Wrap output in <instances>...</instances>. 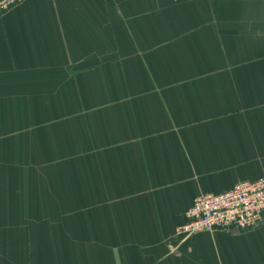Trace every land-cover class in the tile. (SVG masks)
Returning a JSON list of instances; mask_svg holds the SVG:
<instances>
[{"label": "crops", "instance_id": "1", "mask_svg": "<svg viewBox=\"0 0 264 264\" xmlns=\"http://www.w3.org/2000/svg\"><path fill=\"white\" fill-rule=\"evenodd\" d=\"M264 176V0H28L0 18V264H264L176 235Z\"/></svg>", "mask_w": 264, "mask_h": 264}, {"label": "built area", "instance_id": "2", "mask_svg": "<svg viewBox=\"0 0 264 264\" xmlns=\"http://www.w3.org/2000/svg\"><path fill=\"white\" fill-rule=\"evenodd\" d=\"M28 0H0V18ZM187 213V222L176 235L190 238L201 233L255 230L264 215V176L255 182L237 184L221 194H207L196 199Z\"/></svg>", "mask_w": 264, "mask_h": 264}]
</instances>
